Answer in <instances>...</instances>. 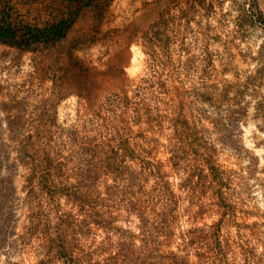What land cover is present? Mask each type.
Segmentation results:
<instances>
[{"label":"rangeland","instance_id":"obj_1","mask_svg":"<svg viewBox=\"0 0 264 264\" xmlns=\"http://www.w3.org/2000/svg\"><path fill=\"white\" fill-rule=\"evenodd\" d=\"M0 12L15 29L71 15L54 44H0V264H124L145 239L133 187L173 196L159 255L194 263L182 236L212 227L225 264H264V0H0ZM44 157L48 184L27 183ZM88 171L96 224L77 200Z\"/></svg>","mask_w":264,"mask_h":264},{"label":"trees","instance_id":"obj_2","mask_svg":"<svg viewBox=\"0 0 264 264\" xmlns=\"http://www.w3.org/2000/svg\"><path fill=\"white\" fill-rule=\"evenodd\" d=\"M92 0H81V4L90 5ZM71 25V15L66 18H61L55 22L45 25L42 28L37 27H24L21 29H15L12 24L7 22L6 17L0 12V44L12 45V46H30L32 44H54L66 35L69 27ZM52 161L48 157L44 159L33 160L30 172L25 176V181L31 183L34 177L38 179V185H47L49 182V163ZM100 162V160H99ZM98 162V163H99ZM93 170L97 169L98 164L92 163ZM41 168V169H40ZM38 169V171H37ZM40 169V170H39ZM160 175L156 176L157 178ZM90 177V172H87L85 178L81 180V194L78 195L77 200L81 203V212L85 214V219L88 223L96 224V219L98 218V213L92 206V201H89L88 196L91 192L90 183L92 182ZM132 201L128 212L137 215L139 219V235L141 239L144 238V243L142 248L134 249L130 253L121 252V263L124 260V264H127V256L130 257L131 263L136 264H159L160 260L166 259L170 263L165 264H225L224 246L220 245L218 239L217 230L212 227L206 230L202 229H192L187 232L186 236H182V240L187 238L189 247L197 249L192 251V254L197 257L194 263H188V250L185 251V258H176L175 252H166L163 254L157 253L160 251V246L167 247V243L171 237V228L174 220V215L172 209H170L169 203L161 202L162 196H165L169 201L173 197L168 189H165V193L156 190L152 195L151 192H145L141 187L132 189ZM139 194V195H137ZM113 196V195H112ZM123 198V194L120 195ZM143 197L141 203L137 201L136 197ZM111 193L108 194L107 199H110ZM152 198L155 200L152 202ZM94 202V201H93ZM86 207V212L82 209ZM199 233V234H198ZM46 241V239H45ZM180 252V251H179ZM154 255L160 256L158 263L150 260ZM173 258V259H172ZM181 260V261H180ZM115 264V263H114ZM119 264V262H117Z\"/></svg>","mask_w":264,"mask_h":264}]
</instances>
